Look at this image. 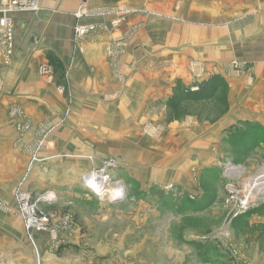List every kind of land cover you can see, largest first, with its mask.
Masks as SVG:
<instances>
[{"label": "rangeland", "instance_id": "1", "mask_svg": "<svg viewBox=\"0 0 264 264\" xmlns=\"http://www.w3.org/2000/svg\"><path fill=\"white\" fill-rule=\"evenodd\" d=\"M142 3L133 6L120 1L104 7L136 9L126 14L122 22L134 16L140 18L138 24L134 23L135 28L127 24L128 31L110 27L105 47L110 59L117 60L137 49L139 38L143 50L139 58H147L143 62L165 63L174 59L173 55L178 60L185 59L182 67L194 81L185 85L177 80L173 89L180 83L197 91L203 81L219 76L226 85L227 78L238 87L243 85L242 92L232 97L228 85L226 106L216 94L211 100L190 104L177 112L169 109L167 102L172 90L163 107L156 106L144 119L135 117L133 129L137 138L135 144L128 145L125 160L129 167L135 166L136 172L125 174L123 179L113 173L120 165L111 150L117 147L113 139L104 138L98 148L100 155L108 157L93 168L80 170L76 165L91 160L95 153L83 149L60 151L50 147L49 139L62 135L59 131L64 127L70 140L75 141H70L72 144L84 140L79 135L80 130L85 131L80 127L84 124L79 123L78 116L75 121L67 115L54 118V122L47 118L40 121L39 155L32 156L38 162L33 167L28 164L21 180L12 187L0 185V264H264V235L260 234L264 216L252 210L264 209V202L258 207L250 203L246 212L233 216L236 206L226 203L229 198L226 186L231 179L222 173L226 162L240 164L249 177L264 170V82L253 84L254 58L240 54L241 34L232 31L233 27L240 30L244 23L262 13L264 0H142ZM139 23L143 26L139 27ZM226 31L233 35L218 34ZM221 37H225L222 42L233 41L239 55L219 63L215 52H207L210 61L201 62L198 68L195 63L198 59H190L191 51L188 55L186 45L191 41L211 44ZM198 51L201 50H193L195 55ZM170 63L161 70L171 68ZM210 71L214 73L208 75ZM243 75H247L245 84ZM250 87L253 88L247 89ZM111 99L106 97L105 101ZM66 103L70 107L71 100ZM205 127L211 131L200 137L203 141L200 147L210 151L196 158L190 148L183 147L184 139L191 134L182 135L181 131ZM46 148L54 152L48 159L43 152ZM145 149L153 153L152 175L153 169L147 170L144 164ZM155 149L164 153L161 156L170 164L169 173L161 175L156 171L160 156L156 157ZM109 161H114L117 167L106 172L112 176L111 180L120 181L123 189L116 196L99 197L84 179ZM172 172L178 175L182 172L181 186L169 182ZM157 176L161 180L151 187L149 180ZM88 182L96 193L100 191L96 183ZM49 192L53 197L45 201ZM21 197L32 207L34 221L39 223L35 228L25 227V216L19 212L24 204ZM9 206L14 216L5 211ZM237 221L240 225L236 226ZM22 229L31 243V252L24 243L26 235ZM36 230L39 232L35 233ZM35 239L43 240L44 244L38 245Z\"/></svg>", "mask_w": 264, "mask_h": 264}, {"label": "crops", "instance_id": "2", "mask_svg": "<svg viewBox=\"0 0 264 264\" xmlns=\"http://www.w3.org/2000/svg\"><path fill=\"white\" fill-rule=\"evenodd\" d=\"M108 1L41 0L37 10L14 11L10 15L14 31V52L9 63L4 61L3 48L0 45V185L9 184L12 187L23 176L28 164L33 167L38 162L36 157L32 159V156L39 155L40 121L47 118L54 122V118L66 115L72 118V121H75L74 117L78 116L79 123L84 124L80 125L81 129L85 130L84 133L82 130L79 132L84 140H80L78 144H72L71 142L75 143V141L70 140L67 129L62 127L59 131L62 135L49 137L52 140L50 147L60 151L64 149L67 152H74L72 149H83L87 150V153H95L91 160H83L81 164L76 165L80 166V170L89 169L96 166L102 158L108 157L100 155L101 151L98 148L103 139L109 137V140L113 139L112 142L117 145L111 150L120 162L118 168L113 171L114 175L123 179L125 174H134L135 166L129 167L125 159L129 155L128 145L135 144L137 138L133 129L136 122L135 117L144 119L149 117L150 110H156V106L163 107L162 105H165L177 80L185 85H192L193 77L184 66L182 67L184 58L178 60L173 55L175 58L165 63H160L159 60L150 63L143 62L147 58H139L143 51L139 38H137V49L119 58L115 57L117 60L110 59L105 47L109 39L111 16H91L80 19L82 23H93L97 30L90 33L86 39L77 41L74 37V26L78 19L74 12L81 4L91 10L104 8L120 1L133 6L143 4L142 0ZM261 12L255 19L247 23L243 22L245 25L240 30L236 27L232 28L236 35L241 34L242 42L238 46L240 54H247L254 58L252 69L255 86L264 82V10ZM139 19L138 16L127 19L119 25L118 31L121 29L128 31L127 24H132L130 27L135 28L134 23L138 24ZM122 24L125 26L121 27ZM139 24V27L143 26ZM233 32H218V34L230 37ZM222 38L225 37L217 38L211 44L198 41L195 45L191 41L186 45V52L189 55L191 51L190 59H198L195 62L198 68L201 62L210 61L207 59L210 57L207 52H215L219 63L229 61L235 55H239V48L238 53L234 50V42L227 40L222 42ZM195 48L201 50L196 55L193 52ZM169 62H171V68L168 67L166 71H162L161 68L168 66ZM42 67L48 68L53 77L42 75L40 73ZM207 71H209L208 68ZM196 72L194 73L197 74ZM213 73L210 71L207 74L212 75ZM246 78L247 75L242 76L244 84ZM227 81L230 96L234 97L236 93L242 92L243 85L238 87L228 78ZM106 97H112V99L106 102ZM68 99L71 100L70 107L66 105ZM208 128L205 127L202 130L190 128L191 131H181L182 135L191 134L184 139L186 143L183 147L190 148L196 158L210 151V149L202 150L200 147L203 143L200 137L203 133L211 131V128ZM89 147L93 149L90 150ZM155 151L156 157L160 156L156 171L161 175L165 172L169 173L170 164L167 163V159L164 162L161 156L164 153L160 149V152H157V149ZM43 152L46 159L54 154L50 148H46ZM143 154L146 169H153L155 163L152 162L154 157L151 149H145ZM153 173L154 169L151 175ZM174 173L172 177L170 176L169 182L173 181L176 186L179 184L181 186L184 180L181 178L183 177L182 172L181 175ZM160 180V176L151 177L149 185L153 187ZM9 207L5 211L12 215V207ZM15 218H17L16 215ZM36 232L39 231L36 230ZM23 234L26 235L24 243L31 252V243L24 230ZM35 240L40 246L44 244L43 240ZM24 243L20 244L24 246Z\"/></svg>", "mask_w": 264, "mask_h": 264}, {"label": "built area", "instance_id": "3", "mask_svg": "<svg viewBox=\"0 0 264 264\" xmlns=\"http://www.w3.org/2000/svg\"><path fill=\"white\" fill-rule=\"evenodd\" d=\"M40 1L41 0H0V45L3 48V58L6 63H9L8 61L10 60L13 54L12 52L14 50V31L10 15L14 11L37 10L39 9ZM134 11H136V9L132 11V9H124L123 7H119L116 9L104 8L99 10H91L84 6V4H81L79 8L74 12L78 19L77 23L74 26V37L77 41H81L82 39L87 38L90 33L97 30V27L91 22H89V24H83L82 22H80L79 20L82 18H89L91 16H112V20L110 21V27L118 28L120 23L123 21V17H125L126 14ZM49 71L50 70L45 67H42L40 69V73L44 76H49ZM115 167H117V165H115V162L109 161L108 163L104 164L102 168H97L98 170L100 169V171L105 173L107 176V182L104 183V186H106L105 189H102L97 193L95 191V188L91 187L90 183L86 181V179H84L88 187L92 189L93 193L96 196H106L105 193L109 191L107 190L109 184L111 185L113 183H117V185L120 187L118 188L119 191L120 189H123L121 186V182L118 180H111L112 176H110L106 172L108 170L110 171L111 169H114ZM222 173L225 178L231 179L230 183L226 186V189L229 193V198L226 200V203H232L234 206H236L237 210L236 212H234L233 216H236L239 213L246 212L245 210L247 209L250 203H253L256 205L255 207H258L259 204H262L264 202V186L261 185L264 184V170H261V172H259L257 175L249 177V175H246V169L240 164L236 165L231 162H226L222 165ZM171 187L172 186L170 185L169 189ZM109 196L113 197V195ZM21 199V201L24 203V197H21ZM26 202L29 203L28 201Z\"/></svg>", "mask_w": 264, "mask_h": 264}, {"label": "trees", "instance_id": "4", "mask_svg": "<svg viewBox=\"0 0 264 264\" xmlns=\"http://www.w3.org/2000/svg\"><path fill=\"white\" fill-rule=\"evenodd\" d=\"M228 92V85L225 84V82L219 77V76H212L210 79L203 81L199 88L194 91L190 90L188 87L181 85L180 83H177L174 86L173 93L169 97L168 106L169 109L172 108L174 111L177 110V112L181 109L184 110V107H188V105H195L199 101L203 100H211L213 97L217 94L220 96V100L223 106H226L227 101L225 100L226 94ZM170 117V116H169ZM172 118V117H170ZM263 207H259L255 210L256 213L260 214L261 216H264V209ZM249 210V211H252ZM248 211V212H249ZM247 214V213H246ZM239 221L235 222V225L238 224ZM260 234L264 235V224L260 228Z\"/></svg>", "mask_w": 264, "mask_h": 264}, {"label": "bare ground", "instance_id": "5", "mask_svg": "<svg viewBox=\"0 0 264 264\" xmlns=\"http://www.w3.org/2000/svg\"><path fill=\"white\" fill-rule=\"evenodd\" d=\"M94 178L96 180H98V181L94 180ZM106 178H107L106 174L101 172L100 169L99 170L97 169V170H94V172H92L89 175H87L85 179L87 181H93V183H96V187L99 190H102V189H105V187H106V186H104V183L107 182ZM118 188H120V187L117 185V183H113V185H109V187H107V190H109V191L107 193H105V195L107 197L109 195H114L115 196L118 193V191H119ZM52 197H53L52 196V192H49L48 194H45L44 200L45 201H49V200L52 199ZM109 198H110V196H109ZM24 203H26L27 205L26 204H24L25 206L22 205V207L19 209V212L22 213V215L25 216V220H24L25 221V227L28 230L29 228L32 227V225H34L33 228H35V226H38L39 223H36V221H34L33 213H32V210H31V206H28L29 204L26 201Z\"/></svg>", "mask_w": 264, "mask_h": 264}]
</instances>
